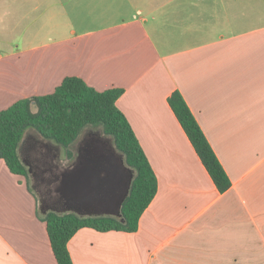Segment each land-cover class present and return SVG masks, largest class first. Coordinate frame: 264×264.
Segmentation results:
<instances>
[{"label":"crops","instance_id":"obj_1","mask_svg":"<svg viewBox=\"0 0 264 264\" xmlns=\"http://www.w3.org/2000/svg\"><path fill=\"white\" fill-rule=\"evenodd\" d=\"M12 2V28L0 27V111L68 77L123 89L117 106L158 180L136 232L81 229L68 244L73 263L264 264V0ZM176 91L231 180L225 193L169 104ZM93 140L61 158L27 131L19 157L28 179L0 158V264H58L48 212L121 217L131 171ZM42 174L51 199L31 183Z\"/></svg>","mask_w":264,"mask_h":264},{"label":"trees","instance_id":"obj_2","mask_svg":"<svg viewBox=\"0 0 264 264\" xmlns=\"http://www.w3.org/2000/svg\"><path fill=\"white\" fill-rule=\"evenodd\" d=\"M123 94L124 90L118 88L98 92L82 79L68 77L53 94L23 99L0 111V158L16 175L29 178L28 169L19 157V147L27 131L35 130L42 139L62 147L68 158H72V146L89 127L101 129L133 174L121 217L48 212L42 218L58 264H74L68 244L81 229L136 232L142 214L158 192L156 174L129 121L117 106ZM169 104L215 186L220 193L227 192L231 180L181 93L174 92Z\"/></svg>","mask_w":264,"mask_h":264},{"label":"rangeland","instance_id":"obj_3","mask_svg":"<svg viewBox=\"0 0 264 264\" xmlns=\"http://www.w3.org/2000/svg\"><path fill=\"white\" fill-rule=\"evenodd\" d=\"M3 1L0 2V15H1L0 16V23H1V19L3 18L2 21H3L4 25H2V26L0 25V27H3V26L6 27L7 26L8 28L9 27L12 28V22H13L12 15L15 13V10L12 8L13 2H12V0H5L4 2ZM1 10H2V12H1ZM43 23H44V20H42L40 23H38L37 27H35L33 29H40ZM26 27H27V23H25V25L23 26V29L25 30ZM28 27H29V25H28ZM28 36H32V32H31V34L25 35V37H28ZM36 36H40L41 37L40 39H44L48 35L47 34H38V35L36 34ZM90 137L94 138L93 141L95 143V146L98 147L100 152L116 153L118 156H120V154L115 150L112 141L109 138L104 136L101 129L100 128H93V127H89L84 131L80 140L73 147L75 153H80V152L85 153L86 150H88V149L90 150V148L86 145L88 143ZM46 143L47 142H45V144H44V149L40 150V151H43L44 153L46 151V148H48V147H45V145H47ZM49 153H51L53 155H59L61 158L63 156H65L64 149L59 147V146H56L55 144H51V146H49ZM45 177L46 176L43 174L41 176H38V178L33 177L31 179V183H32L34 188L39 190L37 192L41 198L46 196V198L49 199L53 195V193L51 192V189L53 190V188H52V184L50 185L47 182V180L49 179L48 177H46L45 183L41 181V179L42 178L45 179ZM132 179H133V174L131 172L129 174L127 172L124 173V175H123L124 193H126V191L128 190ZM47 192L49 193L48 195H47ZM111 217H115V216H111Z\"/></svg>","mask_w":264,"mask_h":264},{"label":"water","instance_id":"obj_4","mask_svg":"<svg viewBox=\"0 0 264 264\" xmlns=\"http://www.w3.org/2000/svg\"><path fill=\"white\" fill-rule=\"evenodd\" d=\"M131 184H132V181H131V183H130V186H129L128 190L126 189V190H127L126 198H127L128 195H129L130 188H131ZM119 216H121V212L119 213Z\"/></svg>","mask_w":264,"mask_h":264}]
</instances>
